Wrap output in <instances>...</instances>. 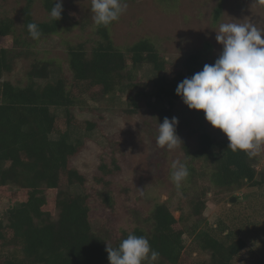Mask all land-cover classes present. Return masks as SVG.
I'll return each mask as SVG.
<instances>
[{
  "label": "trees",
  "instance_id": "1",
  "mask_svg": "<svg viewBox=\"0 0 264 264\" xmlns=\"http://www.w3.org/2000/svg\"><path fill=\"white\" fill-rule=\"evenodd\" d=\"M34 1L26 0L19 32L13 18L0 16V205L8 204L0 217V264H109L106 248H117L129 233L147 238L151 248L160 253L153 264H179L186 252L185 235L194 237L198 252L207 255V260L195 264H264L248 247L249 241L264 233V211L252 219L244 216L238 220L234 213H240L242 202L236 197L235 203L227 201L223 205L228 206L226 212L233 210V220L227 222L216 213L215 226L203 222L208 192L227 194L264 186V167L257 169V152L254 156L234 152L228 148V141L197 132L193 150L185 142L181 145L189 170L185 184L193 186L195 178L208 184L196 189L179 218L166 203L156 201L147 213L139 217L134 213V224L123 228L117 238L106 226L94 229L90 218L93 203L114 206L115 198L108 188L111 181L106 179L113 170L102 164L101 175L94 181L99 189L90 193L85 189V176L71 164L81 152V143L71 138L70 128H96L93 121L75 120L72 108L80 100L72 91L89 93L95 100L131 90L135 94L130 104L136 109L138 100L146 94L145 84H137L134 79L147 65L160 74L156 100L161 106L155 109L159 126L164 118L174 117V103L180 99L175 94L177 85L205 64L214 63L212 45L205 43L203 48L188 53L183 65L174 67L167 76L169 64L154 39H140L122 51L114 44L110 24L97 26L90 50L84 44L67 47L69 77L40 83L39 79L48 78L51 63L38 60L27 71L26 84L20 86L4 79L13 70L14 60L26 49L75 24L63 5L61 19L50 17L55 0H40L48 19L36 21ZM220 12V8L214 10L215 20ZM29 23L38 25L42 33L38 40L30 36ZM5 42L10 46L5 47ZM59 109L64 112L62 116L57 113ZM180 189L186 191V186ZM45 192L55 194L49 199Z\"/></svg>",
  "mask_w": 264,
  "mask_h": 264
},
{
  "label": "rangeland",
  "instance_id": "2",
  "mask_svg": "<svg viewBox=\"0 0 264 264\" xmlns=\"http://www.w3.org/2000/svg\"><path fill=\"white\" fill-rule=\"evenodd\" d=\"M124 2L128 5L127 11L110 24L115 46L126 51L128 46L140 39H154L169 64L167 76L172 73L174 67L180 68L183 65L188 53L203 48L205 43L212 45L215 62L222 51V46L215 39V31H218L222 23L251 22L264 29V5L260 4L259 0ZM25 4L26 0H0V16L8 15L13 18L18 32L22 21L21 11ZM62 5L70 11L75 24L58 35L40 41L33 48L26 49L21 57L14 60L13 70L4 77L5 80L24 86L27 82V71L38 60L51 63L48 78L39 79L40 83L55 80L60 76L69 77L66 67L67 47L84 44L90 50L91 39L94 40L97 27L91 12V0H62ZM216 8L221 9L217 20L213 16ZM32 14L39 22L48 19L40 0L34 1ZM4 46L9 47L10 43L5 42ZM159 76L160 74L157 75L147 65L139 69L134 81L137 84H145L146 96L138 100L136 109L130 104L131 97L135 94L131 90L126 94L117 93L95 100L91 99L89 93L72 91L80 100L72 108L75 120L93 121L96 128L92 131L70 128L71 138L81 143V152L71 159V164L85 176V189L90 193L99 189V186L94 184L95 177L101 175L99 167L104 164L113 170L114 173L106 179L111 181L108 188L115 198L114 206L106 208L93 203L90 218L94 229L102 226L111 228L114 238L119 236L123 228L132 226L137 217L147 213L156 201L166 203L173 216L179 218L181 210L186 211L188 199L194 196L196 189L208 184L200 178H195L193 186L183 181L181 187L186 186V191H181V187L177 189L172 183L169 175L170 162L178 159L187 164L181 147L183 142L193 150L197 132H207L217 140L228 141L225 134L206 121L202 110H190L180 98L174 103L173 111L174 117L179 121L176 132L182 142L172 151L166 147L160 148L156 143L159 126L155 119V109L161 106L156 100ZM57 113L62 116L64 112L59 109ZM59 128H63L62 119L59 120ZM257 153L260 159L257 169L260 170L264 167V144ZM115 165L119 166V169L116 170ZM76 190L82 191V188ZM215 192H208L207 207L203 214V222L211 226L216 224V213L227 222L233 220V210L230 208L229 212H226L228 206H223L233 197L240 198L242 202L238 208L240 213H234L238 220H243L241 217L244 216H247L246 219H252L253 215L264 211V186L244 188L227 194ZM45 194L50 199L55 193ZM6 207L7 203L0 205V217ZM52 214L56 217L55 212ZM184 238L186 252L179 264H195L198 260L208 259L206 254L196 249L194 237L185 235ZM248 247L257 259L264 261V233L249 241Z\"/></svg>",
  "mask_w": 264,
  "mask_h": 264
},
{
  "label": "clouds",
  "instance_id": "3",
  "mask_svg": "<svg viewBox=\"0 0 264 264\" xmlns=\"http://www.w3.org/2000/svg\"><path fill=\"white\" fill-rule=\"evenodd\" d=\"M264 5V0H259ZM124 0H91V12L97 26H108L127 11ZM62 0H55L50 17L58 21ZM34 40L42 35L35 23L27 25ZM215 39L222 46L213 64L177 85L175 94L190 110L203 111L210 125L226 135L228 148L256 155L264 144V29L251 22L222 23ZM178 118L159 123L156 143L169 151L182 142L177 135ZM170 179L179 189L189 176L180 160L170 162ZM109 264H153L160 253L147 238L129 233L117 248L107 247Z\"/></svg>",
  "mask_w": 264,
  "mask_h": 264
},
{
  "label": "water",
  "instance_id": "4",
  "mask_svg": "<svg viewBox=\"0 0 264 264\" xmlns=\"http://www.w3.org/2000/svg\"><path fill=\"white\" fill-rule=\"evenodd\" d=\"M236 201V198L235 197H233L231 200H230V202H235Z\"/></svg>",
  "mask_w": 264,
  "mask_h": 264
}]
</instances>
